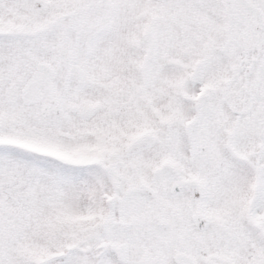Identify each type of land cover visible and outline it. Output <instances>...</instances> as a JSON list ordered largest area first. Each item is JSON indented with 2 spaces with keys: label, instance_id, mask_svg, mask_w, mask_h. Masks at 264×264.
<instances>
[{
  "label": "snow or ice",
  "instance_id": "snow-or-ice-1",
  "mask_svg": "<svg viewBox=\"0 0 264 264\" xmlns=\"http://www.w3.org/2000/svg\"><path fill=\"white\" fill-rule=\"evenodd\" d=\"M0 264H264V0H0Z\"/></svg>",
  "mask_w": 264,
  "mask_h": 264
}]
</instances>
